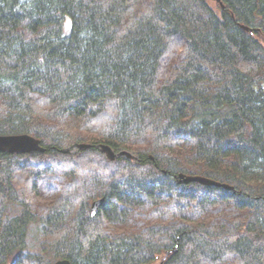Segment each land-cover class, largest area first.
<instances>
[{
  "label": "trees",
  "instance_id": "obj_1",
  "mask_svg": "<svg viewBox=\"0 0 264 264\" xmlns=\"http://www.w3.org/2000/svg\"><path fill=\"white\" fill-rule=\"evenodd\" d=\"M221 3L0 0V135L46 149L0 153V264H264V0Z\"/></svg>",
  "mask_w": 264,
  "mask_h": 264
},
{
  "label": "water",
  "instance_id": "obj_2",
  "mask_svg": "<svg viewBox=\"0 0 264 264\" xmlns=\"http://www.w3.org/2000/svg\"><path fill=\"white\" fill-rule=\"evenodd\" d=\"M216 3H221V0H212ZM221 6L224 7L223 3ZM246 31L252 32L253 30L243 26ZM78 149L81 150H88L94 147L91 144H78L76 145ZM101 150V152L106 155L108 160L114 162L120 158H127L129 160L138 161V157L135 156L132 152L129 151H121L115 152L110 146L108 145H99L97 146ZM46 149L42 146L41 141L33 136L23 134V135H0V153H7L11 155L15 154H32L36 152L44 153ZM153 159V158H152ZM177 182L180 185H190L192 183H197L207 187H217L223 188L229 191H234L235 188L229 184L221 183L219 181L210 179L205 176L200 175H187L184 173L179 174L177 177ZM104 198L96 201L92 205L93 212H99L100 207L104 203ZM176 252V249L173 251H168L166 255L162 258L161 264H163L173 253ZM53 264H72L67 259H62L54 262Z\"/></svg>",
  "mask_w": 264,
  "mask_h": 264
},
{
  "label": "rangeland",
  "instance_id": "obj_3",
  "mask_svg": "<svg viewBox=\"0 0 264 264\" xmlns=\"http://www.w3.org/2000/svg\"><path fill=\"white\" fill-rule=\"evenodd\" d=\"M210 2L213 7H216V3L214 1L210 0ZM28 244H29V249L31 252L40 253V245H41V225L40 224L31 225L30 232L28 235ZM156 264H159V262H157Z\"/></svg>",
  "mask_w": 264,
  "mask_h": 264
}]
</instances>
